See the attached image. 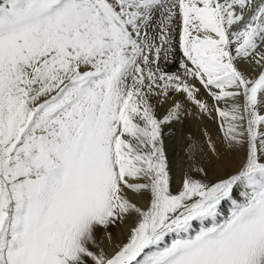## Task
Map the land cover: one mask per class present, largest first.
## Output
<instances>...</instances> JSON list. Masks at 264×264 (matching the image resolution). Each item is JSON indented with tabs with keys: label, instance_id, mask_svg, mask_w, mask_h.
<instances>
[{
	"label": "snow or ice",
	"instance_id": "6c2138e0",
	"mask_svg": "<svg viewBox=\"0 0 264 264\" xmlns=\"http://www.w3.org/2000/svg\"><path fill=\"white\" fill-rule=\"evenodd\" d=\"M0 264H264V0H0Z\"/></svg>",
	"mask_w": 264,
	"mask_h": 264
},
{
	"label": "bare ground",
	"instance_id": "6f19581e",
	"mask_svg": "<svg viewBox=\"0 0 264 264\" xmlns=\"http://www.w3.org/2000/svg\"><path fill=\"white\" fill-rule=\"evenodd\" d=\"M158 22L159 21L157 20V23ZM181 55L182 54L177 51L176 61L166 65V71L174 72L175 70L176 71L178 70V60H179ZM241 67L247 68V66H245L243 64L241 65ZM180 71H182V70H180ZM203 91L204 90L201 89L202 93H203ZM174 98H176L175 94H174ZM209 103H211L210 100H209ZM169 107H170V104L158 106L156 109L157 115L158 116L165 115ZM188 111L192 112V115L186 116V118H187V129L183 125L182 122L176 123V125L178 127V132H177V130L175 131V132H177L176 137H174V140L176 139V141L172 143L173 144V146H172L173 150L176 148V159H174V160L171 159L174 152H171L172 155L169 152V150H171V148L169 147V142H168L169 131H167L163 134V140H164V144H165V148H166V155L168 156L170 166H171V170H172L173 189H175L177 177L180 173L181 167L184 165V162H185V156H186L185 144H186V139H188V131L190 130V132L199 136L202 139L205 138V136L203 135V132L207 131L211 135L212 139L214 141H216L217 143H219V137L221 135L219 132L216 121L209 119L207 117H201L196 112V110L190 105L188 106ZM166 128H167V126H164V128H163L164 131L166 130ZM170 133H171V131H170ZM240 162H241L240 158L235 157L232 159L230 166L219 169L218 171H221V178L226 177L228 174L235 171V169L239 166ZM173 169H175L176 171L173 172ZM241 194H242L241 191L237 190L236 198H239L241 196ZM224 209H226L225 206H224ZM196 227H198V225H196L195 228ZM113 230H114V236L116 237L118 242H121L126 238V236H127V228L126 227H122L121 229H115L114 228V229H112V232H113ZM172 239H173V237L169 236L166 238V242H169Z\"/></svg>",
	"mask_w": 264,
	"mask_h": 264
},
{
	"label": "rangeland",
	"instance_id": "374dc122",
	"mask_svg": "<svg viewBox=\"0 0 264 264\" xmlns=\"http://www.w3.org/2000/svg\"><path fill=\"white\" fill-rule=\"evenodd\" d=\"M245 66H247V65H245ZM176 72V70L173 72V73H175ZM183 120V121H182ZM182 120H181V122L183 123V125L186 127V129H187V118H186V116H182ZM186 120V121H185ZM167 126V128H166V130L164 131V129H163V134L165 133V132H167V131H169V133H168V142H169V147L171 148V150H169V152H170V154L172 155V153L171 152H174L173 153V156H172V160H174V159H176V148L173 150V142H175L176 141V139L174 140V137H176V133L178 132V127H177V125H176V123H173L172 125H166ZM171 128V129H170ZM177 130V132H175ZM170 131H171V133L173 134H171L170 133ZM191 138V142L192 143H194V144H197V145H199V146H201L203 149H204V151L205 152H207V148H206V138H200L199 136H197V135H195V134H193L192 132H190V130L188 131V138ZM188 142V139H186V143ZM172 144V145H171ZM176 170L175 169H173V172H175ZM216 177L217 178H221V171H217L216 172ZM240 198V197H239ZM239 198H237V199H239ZM225 207H226V209H224V211H223V213H222V215H221V217H220V219H221V221L224 219V218H226V216H227V214L229 213V210H230V205H228V204H225L224 205ZM226 210V211H225ZM195 230H198V227H196L195 228ZM113 235H114V230H113ZM171 242V240L169 241V242H166L165 241V243H170Z\"/></svg>",
	"mask_w": 264,
	"mask_h": 264
}]
</instances>
